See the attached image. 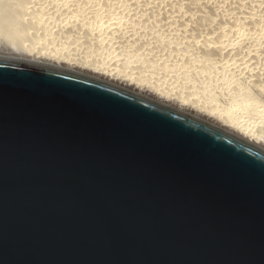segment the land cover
<instances>
[{
  "label": "water",
  "instance_id": "1",
  "mask_svg": "<svg viewBox=\"0 0 264 264\" xmlns=\"http://www.w3.org/2000/svg\"><path fill=\"white\" fill-rule=\"evenodd\" d=\"M0 264H264V149L0 55Z\"/></svg>",
  "mask_w": 264,
  "mask_h": 264
},
{
  "label": "bare ground",
  "instance_id": "2",
  "mask_svg": "<svg viewBox=\"0 0 264 264\" xmlns=\"http://www.w3.org/2000/svg\"><path fill=\"white\" fill-rule=\"evenodd\" d=\"M0 55L103 78L264 149L245 84L264 69V0H0Z\"/></svg>",
  "mask_w": 264,
  "mask_h": 264
},
{
  "label": "rangeland",
  "instance_id": "3",
  "mask_svg": "<svg viewBox=\"0 0 264 264\" xmlns=\"http://www.w3.org/2000/svg\"><path fill=\"white\" fill-rule=\"evenodd\" d=\"M264 71V69H261V71ZM259 70L257 69V70H255V79H256V81H258V80H260V81H258V83H259V85L257 86V85H254V84H251L250 82H249V78H245L246 80H245V84L248 86V88H249V90L253 93V94H255L256 96H258L261 100H262V103L264 104V90H262V89H264V86H263V84H264V74H263V78H262V73L263 72H261V71H259ZM259 73V74H258ZM261 77H260V76ZM258 78H260V79H258ZM263 79V80H262ZM262 81V82H261ZM242 83V82H241ZM263 83V84H262Z\"/></svg>",
  "mask_w": 264,
  "mask_h": 264
}]
</instances>
